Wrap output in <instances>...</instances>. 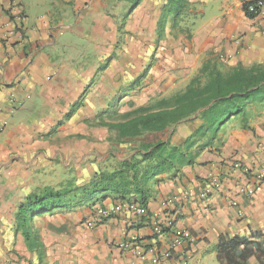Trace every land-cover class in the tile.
Listing matches in <instances>:
<instances>
[{"label": "crops", "instance_id": "0c3cea01", "mask_svg": "<svg viewBox=\"0 0 264 264\" xmlns=\"http://www.w3.org/2000/svg\"><path fill=\"white\" fill-rule=\"evenodd\" d=\"M130 1L0 0V264H153L154 257L158 264H219V237L245 239L264 231V177L256 180L264 166V112L252 122V131L229 128L219 152L204 151L176 178L165 177L153 186L155 193L143 217L123 211L87 228L85 222L94 220L90 208L40 216L30 233L35 248H29L16 231L19 204L39 188L56 187L54 177L56 184L74 177L86 183L107 162L133 155L137 143L166 140L173 131L116 145L118 151H114L112 141L108 142L111 133L85 123L96 115L90 92L77 112L65 120L83 89L95 80V73L87 74L70 63L68 50L73 48L67 45L62 52L60 37L70 32L91 48L101 41L111 48L117 38L116 17L126 14ZM151 1L142 0L133 14H147ZM159 1L162 10L165 0ZM257 1L263 2L260 13L249 18L243 6ZM189 2L193 6L187 23L189 38L171 37L167 24L152 86L135 107L184 90L209 61L228 67L264 64V0ZM193 129V124H180L172 142L179 144ZM210 175L218 178V191L206 199L180 197L185 189L197 193ZM174 197L177 200L165 206ZM110 203L107 199L94 207ZM152 217L162 225L173 217V226L157 237L152 232ZM180 231L188 235L187 243L176 247L170 259L164 258L173 233ZM133 236L138 238V248L121 249L120 243ZM149 248L152 254L143 260L136 257L135 251ZM247 264L260 263L251 257Z\"/></svg>", "mask_w": 264, "mask_h": 264}, {"label": "trees", "instance_id": "16d2710c", "mask_svg": "<svg viewBox=\"0 0 264 264\" xmlns=\"http://www.w3.org/2000/svg\"><path fill=\"white\" fill-rule=\"evenodd\" d=\"M141 1L133 0L123 21L133 14ZM254 3L245 4L244 12ZM192 11L189 0H165L157 18L156 45L163 40L167 24H170L171 37L180 34L189 38L187 23ZM245 14L249 18L255 17ZM105 68L104 65L99 71L103 72ZM149 70L146 67L140 78H145ZM97 76L95 73L94 77ZM138 83L134 82L132 90ZM92 85L89 83L83 89L65 120L81 107ZM263 112L264 64L228 67L217 60L204 64L184 90L151 99L145 106L135 107L133 102H128L127 109L121 111L108 102L101 112L85 123L90 128H104L113 134L108 141H112L113 148L136 142L149 134L166 133L172 128L173 131L166 140L137 143L134 154L126 159L116 161L112 157L113 163L99 169L91 181L78 183L69 179L56 187L45 186L29 194L17 207L16 231L21 232L29 248H35L36 242L30 239V233L37 217L69 213L84 207L94 209L107 199L110 204H138L145 209L155 193L153 186L163 182L165 177L176 178L182 168L194 165L204 151L219 152L229 128L252 131V122ZM180 124H193L194 129L175 144L172 136ZM167 231L169 229H164L163 233ZM217 252L219 264H247L251 257L264 264V231L245 239L226 240L221 236Z\"/></svg>", "mask_w": 264, "mask_h": 264}, {"label": "rangeland", "instance_id": "374dc122", "mask_svg": "<svg viewBox=\"0 0 264 264\" xmlns=\"http://www.w3.org/2000/svg\"><path fill=\"white\" fill-rule=\"evenodd\" d=\"M130 2L133 3V0ZM120 3L121 1H118V4ZM129 9L130 7L126 11L128 12ZM145 11L148 13H142V15L139 14L141 12L136 11L124 21V14L120 13L116 17L117 38L111 48L102 41L100 46L91 48L87 41L83 43L82 37L70 32H66L62 38L60 37L62 52L67 45H69V49L73 48L68 50L70 63L75 62V68L81 66L82 71L87 74L97 73L98 75L95 80L90 82L93 84L89 90L92 93L90 95L91 105L95 106L93 114H98L100 108H105L108 102L124 111L127 109L128 102H133L136 105L144 100V96L152 86L153 71L158 63L161 46L160 44L156 45L155 42V30L158 26L157 18L161 12V2L152 0ZM87 33L85 32V37H87ZM106 36H109V31L106 32ZM75 41L76 45L73 44ZM76 48L77 50H75ZM98 55H100L101 62H99ZM108 59L110 60L108 61ZM104 65L106 66L105 70L99 71ZM146 67H149L150 70L146 77L141 79L140 76L143 75ZM135 81L139 83L132 90ZM104 136L105 134L102 138ZM112 137L113 134L108 140ZM114 151L118 150L114 149ZM56 179L57 176L54 177V186L58 185Z\"/></svg>", "mask_w": 264, "mask_h": 264}, {"label": "built area", "instance_id": "2783aa9c", "mask_svg": "<svg viewBox=\"0 0 264 264\" xmlns=\"http://www.w3.org/2000/svg\"><path fill=\"white\" fill-rule=\"evenodd\" d=\"M263 6L262 1H257L253 5L249 6L247 8V12L249 15L252 16H257L260 13L261 7ZM234 167H238V165H234ZM264 177V166L259 168V171L256 175V180H262ZM220 182L218 178L215 175H210L208 176L206 182L203 184V187L201 190H199L197 193L194 192L191 189H185L184 191L181 192L180 197L184 198L185 200H192L194 198H200V199H206L209 197L211 194L214 192L218 191L220 187ZM242 194H250L251 191H244L241 190ZM177 200L176 197L169 199L166 203L165 206H169L173 204ZM126 211L129 213L134 214L135 216L143 217L146 215V210L140 207L138 204H123V203H114L110 204L107 206H98L94 207L93 209V216L94 220H90L88 222H85V225L87 228H93L96 223L102 221V220H107L110 218L115 217L117 214ZM151 218V217H150ZM97 221V222H96ZM164 225L160 224L157 222L156 217H152L151 223H152V232L155 236L157 237H163L164 229H171L173 226L174 218L169 217L164 221ZM188 235L185 232H174L172 236V243L169 247V250L167 253L163 255L164 258L170 259L172 257V252L176 247H179L181 245H184L187 243ZM139 244L138 238L133 236L130 238L129 242H122L120 243V248L121 249H131V246H136V248H133V250L137 249V245ZM136 257L143 260L147 254H152L153 253V248L145 249V251L142 252V250H137ZM158 258L154 257L152 260L153 264H158ZM178 264V263H174Z\"/></svg>", "mask_w": 264, "mask_h": 264}]
</instances>
